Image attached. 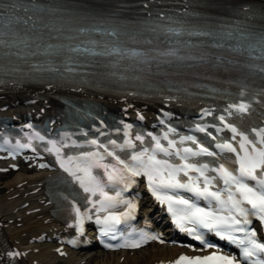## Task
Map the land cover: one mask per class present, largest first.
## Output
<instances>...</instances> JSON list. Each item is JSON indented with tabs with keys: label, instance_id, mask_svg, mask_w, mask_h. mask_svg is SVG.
<instances>
[{
	"label": "snow or ice",
	"instance_id": "1",
	"mask_svg": "<svg viewBox=\"0 0 264 264\" xmlns=\"http://www.w3.org/2000/svg\"><path fill=\"white\" fill-rule=\"evenodd\" d=\"M50 11V9H45L39 4L31 2V0H29L28 4L25 3V0H0V74L10 75L13 71H19V69L7 70L4 66L5 58L12 56L20 57L25 54V49L31 48H35V51H30L27 54L32 56L38 54L41 45L37 41L43 40V37L39 35L31 36L28 34V31L37 30L38 26L47 28L48 25L43 24L42 15ZM161 18H165L163 14H161ZM167 19L170 20V18ZM173 23L176 26H172V23L163 25L161 26V31L170 37L200 36L208 37L213 42L205 45L204 41H200L199 44H195L191 40L171 41L173 47L160 53V56L171 58L165 60V63H172L173 60L221 61L222 57L215 54H194L191 51L192 49H199L201 47L223 48L225 46L224 43L215 42L218 38L221 40L236 39L242 45L243 51L249 56H252L253 52H259L260 55L256 58L264 60V31L250 33L247 36L241 34L236 37H233L232 32H228L224 36L218 37L217 33L213 31H190L182 23ZM20 25H31V27L28 31H25L19 27ZM151 31L155 32L157 29L152 28ZM76 32L79 35L87 36L90 33L100 32V29L80 27L76 29ZM102 35L111 39L103 43L94 39L81 40L76 46H72L71 44L60 45L58 47L47 45L43 49V52L52 57H65L63 60L64 71L68 73L77 71L76 68L68 66L69 63H77V57H117L118 59H124L126 56H130L138 57L145 63L148 60L157 59L156 56L148 52H138L124 48L121 40L124 34L119 29L105 30ZM68 39H75V37H68ZM148 43L150 44L151 41H148ZM229 47L233 51L241 50L240 47H232L231 45ZM9 63H11L10 60ZM249 67L256 68L260 74L264 75V66L253 64L249 65ZM35 70L60 72V69L53 65H49L46 69L41 67ZM60 74L63 75V73ZM240 95L244 96L245 91H241ZM256 95L264 97V89H261ZM261 103L264 106V101ZM251 107V103L239 102L229 104L224 111L228 116L236 114L242 116L248 113ZM211 114L208 110L204 111V115L206 116ZM219 120L225 128L230 129L233 133L232 140H236L237 136L241 137L239 150L227 141L215 145L222 152L227 151L236 154L234 163L238 164V167L235 169L227 167L224 163H219L216 167H210L209 163L197 164L188 162L189 157L209 156L215 158L217 157V153L210 151L209 148L202 144H198L195 137L192 136L181 137L179 143L183 144L185 140L192 141L193 144L197 145L195 150L191 147H184L183 149L177 147V141L169 139V133L175 131V129L171 128L162 137L153 136L151 133H148L147 135L155 142L154 146L134 152L130 157V162L121 160L114 151H108L105 145H99V147L104 149V154L114 157L115 164L103 163L105 155L99 151L82 153L76 157L69 156L67 157V161H64L60 159V149L56 147L54 142H50L52 147L46 149V151L56 152L58 159H60V167L79 184L85 193H89L91 196H96L99 193L100 199L92 202L94 207L96 204H99V208L96 209L97 212L107 211L117 203L126 204L129 212L122 214V217L111 213L103 219L97 216L96 222L104 225L100 230L102 236L109 235L113 231V226L120 223L122 218L129 217L132 210L136 208L135 203L120 198V191H117L115 196H112L104 189L114 185H123L124 189H127L134 183L133 177L144 174L147 177L148 188L157 200L161 203H167L173 222L181 231L194 235V238L201 241L206 248H213L215 246L203 241L202 235L197 233L196 228L187 227V225H199L215 231L216 235L220 236L221 239L232 241L242 246L241 256L243 261H248L250 264H264V258H262V254H264V242H259L256 239L257 232L255 230L249 231L245 227L251 222L249 217H258V220L264 223V128L257 132V135L260 137L259 143H257L249 139L244 133L238 131L237 127L233 124L227 123L224 115L219 116ZM125 127L130 128L131 126L126 125ZM197 127L201 132L207 131L206 127ZM222 130V128H217V131ZM253 131L256 132V129H253ZM207 134L212 136L211 132ZM125 135L128 136L130 134L126 131ZM38 138L44 139L43 137ZM134 139L143 144L145 137L143 135H136ZM161 139L168 142L167 147L161 143ZM213 139L216 138L213 137ZM90 143L93 145L98 144L96 140H92ZM109 143L121 149L136 147L131 138L126 139L120 145H117L115 141H110ZM19 147L32 148V145L31 143L20 144ZM33 151H35L34 148ZM158 152L164 153L165 156H179L183 163L173 164L167 159H158L156 155ZM39 167L44 168L47 165L40 164ZM93 168L103 169V175L107 178L106 181L97 175H93ZM210 172L216 173V175H208ZM181 173L188 179L182 180L180 178ZM190 173H196L197 175L193 176ZM217 181L223 182L225 185L223 190H212L214 182ZM178 189H185L191 192L195 198L215 200L221 206V209L226 210L227 215H221L218 212L201 208L192 200L186 199L183 196L168 194V192H175ZM162 192L164 193L163 195H161ZM177 206L181 207L178 208ZM74 211L77 214L76 226L83 233L84 219H91L92 217L82 215L79 208L74 207ZM234 233H243L244 237L241 238L238 235H234ZM132 235V233H129V236ZM112 239L115 240L116 236L112 235ZM156 240L164 243L160 235L141 231L135 239L125 238L123 243L115 245L105 244V247L139 248L141 244ZM69 243L74 244L76 241H69ZM57 251L61 255H64L60 249H57ZM4 255L11 261L26 254L19 251H8ZM161 264H164V262H161ZM168 264H242V261L238 260L236 256L224 255L213 251L209 255L200 256L182 254L174 261H169Z\"/></svg>",
	"mask_w": 264,
	"mask_h": 264
},
{
	"label": "bare ground",
	"instance_id": "2",
	"mask_svg": "<svg viewBox=\"0 0 264 264\" xmlns=\"http://www.w3.org/2000/svg\"><path fill=\"white\" fill-rule=\"evenodd\" d=\"M257 2L264 3V0H254ZM6 92H0V94H5ZM12 95H16L18 92L16 91H9ZM29 177V174L27 172H17L11 179L5 181L6 186H11L25 178ZM11 201H6V205L8 208L11 207ZM14 207H11L13 209ZM147 212H152V208H147ZM33 215L25 216L24 218L28 221L37 222L39 219H34L32 217ZM26 225H22L20 227L13 226L9 229V231L18 237L19 234L25 232L24 229ZM43 228H46L47 225L41 224ZM22 240V239H21ZM179 251L178 248L172 247V248H163L159 246H148L146 248L140 249L137 251L134 256L129 257L128 255L125 256V259L123 263H119L117 261V258L115 257V253H100L98 251L89 254L84 253L83 255H74L69 260H64L65 262L73 263V262H79L81 259L86 258V263L84 264H150L153 260L159 259L160 257H167L168 255H174ZM48 251H41L36 257H42L43 258V264H54V257L52 255L48 254ZM48 254V255H47ZM82 257V258H81Z\"/></svg>",
	"mask_w": 264,
	"mask_h": 264
},
{
	"label": "rangeland",
	"instance_id": "3",
	"mask_svg": "<svg viewBox=\"0 0 264 264\" xmlns=\"http://www.w3.org/2000/svg\"><path fill=\"white\" fill-rule=\"evenodd\" d=\"M66 264V263H65Z\"/></svg>",
	"mask_w": 264,
	"mask_h": 264
}]
</instances>
